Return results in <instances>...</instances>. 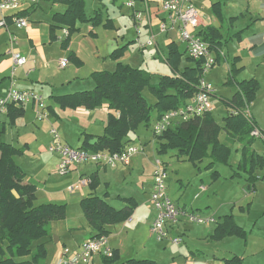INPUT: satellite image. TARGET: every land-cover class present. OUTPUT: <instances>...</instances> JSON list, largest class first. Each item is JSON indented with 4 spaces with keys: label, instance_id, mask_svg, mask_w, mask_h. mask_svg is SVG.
I'll list each match as a JSON object with an SVG mask.
<instances>
[{
    "label": "crops",
    "instance_id": "obj_1",
    "mask_svg": "<svg viewBox=\"0 0 264 264\" xmlns=\"http://www.w3.org/2000/svg\"><path fill=\"white\" fill-rule=\"evenodd\" d=\"M194 1L199 9L202 18V24L200 29L212 27L218 29L221 34L220 46L214 51H212V53L216 57V64L208 74L209 75L208 80L212 83L215 89V93L213 96L216 97V93L219 90L217 87H215L216 81L214 76H211V74L213 73L214 69L223 68L226 78L225 84L228 85L227 81L229 80L230 66L232 63H236V66L242 67L241 71L237 75V80L254 78L258 80L259 83H261L263 81L262 79H264V0H194ZM117 3L118 0H112V4L117 5ZM155 3L157 2L155 1ZM217 3H219V10L221 16H218L214 12L213 5ZM101 4L102 3H100L97 9L101 8L100 10L103 11V7L101 6ZM38 6L39 5L36 6L27 5L24 6L17 13H10L0 9V21L5 19L8 23V28L0 27V97L3 96L10 87L31 90L34 93L43 97L48 112V116L46 118L43 119L37 118V106L34 103V101H29L24 106H22L24 113L21 116H18L13 119L9 113V110L0 114V142L10 143L18 148L26 146V151L23 154L16 156H24L27 153H29V151L32 150L33 142L38 141V137L41 136L42 134L41 131L44 128L48 132V137H49L48 141L52 142L53 140L51 129L57 128V130L60 133L61 140L63 142L72 146L73 140L74 141L76 140L79 143L78 145L79 148L82 145V141L85 138L86 134L100 135L104 133L105 126L107 124L108 114L110 112L109 108L107 107V104H104L102 107L97 108L95 110H88L85 108L63 109L53 99V97L72 94L78 91L93 89L95 86V82L91 76L92 73L103 70H110V71L114 70L119 61L125 64H129L131 66H134L133 65L134 63L140 64L139 66H134V67H140L145 69L144 67H142L143 64H146L149 67L153 61L150 58V56H147L146 54L147 51L148 52L150 51L149 53L153 54L155 63L157 62L155 60L156 58H158V60L165 62L166 51H164L162 46L157 43L154 46H149L145 50H139V48L133 43L127 48L125 54L120 59L118 60L113 59L110 56L111 53L115 49L126 45L128 42H132L137 34L135 31L134 35L130 37V39H128V41L126 42H124L125 34L123 36H120L121 37L120 40L117 38L113 39L115 38L113 32H115V30L118 28L117 23L115 22L114 18L110 16V14L105 16L104 13H103L104 22L106 19H110L113 23L112 24L113 27L107 28L104 26V23L101 25L93 26L92 22H88V23L78 22L76 24L77 31L71 35L68 46H65L63 44L64 38L62 37V35H63V29L64 28L67 29V27L59 25L57 29L52 32L51 25L54 24L53 16L51 19L49 18L45 20L47 21V23L42 22L43 20L40 17L34 16L38 12L37 11ZM56 6L62 9L60 11L61 13L64 12L67 8L66 5L63 4H56ZM130 13H131L130 16L132 18V12L130 11ZM16 15L18 17L27 19L28 25L26 27H18L15 21L13 20V17ZM93 16L94 13L91 16L88 15L89 18ZM160 16L156 19L154 26H159ZM133 25H134V20H133ZM99 29H103V30L100 31ZM141 30H142L141 38L143 41H145L150 37L152 31L146 23H143ZM153 32L156 34L154 27H153ZM12 35L17 37V42L15 44H13L11 41ZM101 36H103L104 38H101ZM164 41L166 47L168 43L176 41L179 44L180 49L183 46L182 50L183 51L186 50L185 44L180 41L178 35L174 32L170 34L165 33ZM180 43H182V46H180ZM131 47L136 50L135 54L130 49ZM155 51H157V55H155L154 53ZM14 52H19L27 57L26 63L22 66L16 67V69L14 67V61L12 55ZM184 56L185 58H187L188 54L186 53ZM64 58L68 59V65L66 67H62L60 64L61 59ZM185 58L183 57V59ZM186 63L191 64V62H189L188 60H186ZM145 70L151 72L154 75L155 73L160 72L162 68L160 64L159 65L155 64L152 66V69L150 70L145 69ZM247 72H250V75L247 76L246 78L245 74ZM239 76H241V78ZM229 86L231 87V89L229 90V94L222 95L220 99L221 101L224 102V104H226L229 107L228 113L229 111L234 112V109L227 101L231 100L238 90L236 84L235 85L229 84ZM257 99H255V101L251 103L250 107L246 106L242 110L247 111L249 109V112L252 118L254 119L256 125L264 132L263 129L264 125L262 124V121H260L258 115L252 110V108L256 107ZM16 107L20 108L18 106ZM214 112L215 110H213L211 113L216 119ZM225 116L223 117V122H222L223 124L219 123L217 119L216 121L220 125H224ZM156 119H157V113H155L154 115L153 122ZM46 126L49 127V129L48 128L46 129ZM139 128L136 131L131 132L128 136L129 139L132 140L133 142L132 144H136L138 146L140 145L137 144L136 142H138V140L139 142H141ZM145 128L152 130V139H150V141H155L156 143L160 144L159 140L154 135L152 124L150 127L145 126ZM250 135L252 136V134ZM259 138H262L264 140V135L263 137H256V141ZM220 139L222 140V142H224L227 146L231 148L232 154L236 153L235 155L236 162L237 165L239 166L242 159V148L244 142L241 139H234V140L228 139L229 140L228 141L226 137V133L224 131L221 133ZM256 141L252 145V150H254L259 155H264V150L259 152L255 148ZM45 149L46 147L43 145L39 150L43 151ZM141 149L142 150L140 152H138L132 157L131 162L128 165L119 164L116 167H108L95 163H82L79 165L72 166L68 174L61 175L64 176V178H68L67 179L68 182L66 183L67 184L66 190L68 192H69L68 186L70 184L76 182L81 177L90 178L91 180L90 184L83 187L79 191L73 192L71 196L72 198H78L80 200V204L83 198L91 195H98L100 197L105 198L114 207L116 206L113 204V200L121 202V204L123 205L121 207H116L118 209L124 208L127 205H129L128 202L126 201V198H132L134 200L136 205H134L135 207H133L131 215L127 220L106 227L110 232V234L108 235L109 244L113 248L114 252L117 253L119 256L118 260L111 264H118L119 262H120L119 264H121L122 253L125 250L124 249L125 244L113 240V234L112 231L110 230L111 227H115V226L118 227V229L116 230V234H119V231H121L123 227L126 230V227H128L127 223L134 222L135 216L138 213L141 204L145 205L146 208L148 209V215H149L148 222L150 224V232H151V225L155 218L156 212L154 210V207L150 203V196L154 185V175L152 171L150 172V176L148 178V182L150 183V191L147 199H145L144 196L147 194L145 191L146 189L145 187H143L144 194L142 198H138L136 196H125V195H121V193L115 195L111 191L112 189L111 187H115L120 182L125 180V178L127 177L126 174L131 175L132 171L135 169L132 167L133 160L135 163H137L140 160L138 158L139 153L144 152V149L143 148ZM144 157L149 159V156L147 154H145ZM60 159H61L60 156L56 153L50 155L40 165L42 166V170H43L42 172H44V169L47 170L51 164H52V169L58 170ZM205 159H210V158H205ZM200 163L201 162L197 164L194 163L193 164L197 166ZM207 165H206L207 169H212L214 168L215 163L212 165V167H208ZM126 167L129 168L125 169ZM21 168L24 170V167L22 165ZM24 171L27 174L26 182L36 185L37 187L36 199H38V193L41 190L39 189V184H37V182L35 181L34 175L32 176V178H30L28 172L26 170ZM241 172L243 171L239 170L235 172L233 176L237 175L238 173L239 175H241ZM243 173L246 174L245 172ZM257 174L263 175L264 169L257 170ZM93 175H96L98 178L97 180L98 182L95 186H92ZM212 175L213 177H218L219 172L215 170L212 173ZM170 180H172V177H170V172H169L168 193L171 198L173 197L176 199V197L172 196L170 193L169 183L171 184L172 182ZM175 180L181 182L182 177L180 175H175ZM44 184L45 186H41V187L45 191H47L45 188L47 183ZM202 186L203 185H200L197 188L199 194L197 193L194 199L190 200L189 203L190 206L187 205V203L180 205L177 202V199L175 201L172 198L173 201L179 207H181L185 213L179 217L178 222L174 226H170L168 239L162 242L160 241L161 243H163L161 247L165 249L162 255H160L161 257L158 259L157 258L153 259L151 261H155L157 264H180L178 263V261H176L175 258H172L173 253L167 252V248L169 246L175 245L178 247V252L182 253L185 246L195 245V244H198L197 246L201 248L199 249L201 252L205 253L202 250H207L208 252L206 256H203L202 258H197L199 260H202L198 262L199 264H225L224 260L229 259L227 257L219 255L220 248H217V246H220L224 242L230 241L227 239L231 237L226 236L223 239H217L215 238V233L218 226L224 221L225 216L233 215V214L232 213L224 214L223 217L220 218L217 217L216 215L211 214L209 210H206L205 208H207L209 204L202 205L203 204L202 201L204 198H202L201 196H203L208 192V188L203 186L205 187V189H201ZM253 190H255V188ZM184 194L185 193L183 192L182 197L180 196L181 199L184 198ZM199 198H202V200L198 201L197 199ZM195 203L197 208H193V205ZM192 212H194L195 214H197V216L201 218H205V219L214 218V221H206L204 223L192 221L189 218V214H191ZM234 220L236 224L239 225L235 216H234ZM239 226L242 227L241 225ZM82 229L86 230V227L83 226ZM68 230L70 233V238L69 239L67 238V240L70 242V245H67L66 242L60 245L61 237L58 235V237L55 236L53 239L52 236L51 237L52 243L54 242V240L56 242H54L53 245L46 242L47 250L48 251L52 250L53 252H55L54 254L55 255L57 254L58 256L59 252L63 248L68 247L72 250H76L79 247V245L84 240L87 239L86 238L79 241L76 238L77 235L83 234V232H86L87 230L84 231L81 230V228L79 229L76 227H72ZM244 230L247 232L246 229ZM86 233L91 235V230L90 232L87 231ZM177 236L182 237V242L179 244L172 243V238ZM247 236H248V232H247ZM197 237L199 239L198 241L195 240V238ZM3 245L5 244L2 241H0V246ZM191 252L195 257V253L193 251ZM234 256H238V255H233V257ZM238 257L242 259V262L244 264L243 257L241 256ZM96 259H99L103 264H107L104 262V259L101 256H94L90 264H96ZM139 260H149V259H139ZM190 263L193 264L192 261L188 262V264Z\"/></svg>",
    "mask_w": 264,
    "mask_h": 264
},
{
    "label": "trees",
    "instance_id": "obj_2",
    "mask_svg": "<svg viewBox=\"0 0 264 264\" xmlns=\"http://www.w3.org/2000/svg\"><path fill=\"white\" fill-rule=\"evenodd\" d=\"M49 1L67 7L64 12H56L53 15L54 24L51 25L52 32L59 25L67 27L69 36L64 39L65 46H68L71 35L77 31L78 22H92L93 26L104 23L107 28L113 27L110 19L104 22L101 8L96 9L94 16L89 18L85 0ZM213 8L214 12L221 16L219 3L214 4ZM198 34L209 44L211 51L220 46L221 34L218 29L207 27L199 29ZM133 43L135 44L134 40L115 49L110 56L115 60L120 59ZM186 53L188 54L187 49L181 50L176 41L168 43L165 62L172 69V74L161 76L157 83L152 82L151 72L119 61L114 70L92 73L95 82L93 89L53 97L63 109L95 110L107 104L110 112L104 133L86 134L80 148L91 152L122 151L133 143L128 137L131 132L136 131L141 125L151 126L154 113H157L159 118L166 111L178 109L192 98L198 91L203 61L189 55L185 58ZM183 57L191 64L182 68ZM241 69L242 67L236 66V63L230 66L227 83L236 84L238 90L233 98L227 101L234 112L229 111L225 116L224 125H220L210 112L187 121L177 120L175 125L156 137L160 141L159 153L173 150L178 156L187 157L194 164L210 158L208 167H212L216 162L226 164L230 159L231 148L220 139L223 131L227 140L241 139L244 145L238 169L247 174L249 184L246 189L254 191L256 182L263 176L258 175L257 170L264 169V155L252 150L256 137L250 134L255 128H260L251 114L247 117L249 109L247 111L242 109L246 106L250 107L255 100L260 83L254 78L237 80ZM146 90L156 98V102L150 103L147 100L144 94ZM214 93L215 91L212 96ZM8 110L13 119L24 113L22 107L17 108L15 105L9 106ZM25 151L26 146L18 148L10 143L0 142V241L5 244L0 246V264H43L48 253L46 242L51 239V223L67 218L66 204L51 202L35 204L37 187L26 182V172L15 161V156ZM97 180V176L93 175L92 186L97 184ZM126 201L129 205L118 209L98 195L83 198L81 207L93 229L89 238L108 236L110 232L107 226L127 220L136 204L132 198H126ZM231 235L246 238L247 232L236 224L233 215H228L216 229L215 238L223 239ZM118 257L114 252L112 257H103V259L105 263L111 264L116 262ZM224 262L243 264L238 256L225 259ZM121 264L157 263L131 258Z\"/></svg>",
    "mask_w": 264,
    "mask_h": 264
},
{
    "label": "rangeland",
    "instance_id": "obj_3",
    "mask_svg": "<svg viewBox=\"0 0 264 264\" xmlns=\"http://www.w3.org/2000/svg\"><path fill=\"white\" fill-rule=\"evenodd\" d=\"M124 1L125 0H118L117 5H115L112 4V0H86V13L89 16L93 15L94 10L97 9L100 3H102L101 6L103 7L104 15L106 16L110 14L118 26L115 32H113L115 37L113 39L117 38L120 40V36L125 34L124 42H126L134 35L136 29H134L135 23L133 25L130 10L125 7ZM61 10L62 9L57 7L53 1L44 0L39 4L38 12L34 16L40 17L43 20L42 22L47 23L45 20L49 18L51 19L54 13L60 12ZM99 30L102 31L103 29ZM154 30L157 37L156 43L160 44L164 51H166L167 47L164 43L165 33L160 32V26H154ZM101 38L104 37L101 36ZM180 46H182V43H180ZM130 49L134 54L136 53L135 49L132 47ZM182 49L183 46L181 47V50ZM149 52L147 51L146 54L147 56H150L153 61L149 67L146 64H143L142 67L150 70L153 65L160 64L162 70L155 73L152 78V82L157 83L161 76L170 75L172 69L164 61L158 60V58L155 59L158 63H155L153 54H150ZM154 53L157 55V51ZM133 65L139 66L140 64L134 63ZM186 65V59H183L181 67L183 68ZM245 75L247 78V76L250 75V72H247ZM211 76H214L216 81L215 87L219 90L216 93V97H211V103L213 110H215L214 115L216 119L219 123L223 124V117L228 113L229 107L220 99L222 95L229 94L231 87L228 83V85L225 84L226 78L223 68L214 69ZM239 77L241 78V76ZM262 80L263 81L260 83V88L255 98H258L256 107L252 108V110L258 115L260 121H262V124L264 125V79ZM144 94L150 103L156 102V98L148 90H146ZM47 128L49 129V127L46 126V129ZM41 132L42 134L38 137V141L33 142L32 150L24 156H16L15 161L20 166L22 165L24 167V170L28 172L30 178L34 175L35 181L39 184V189L41 190L38 193V199H36L37 205L49 201H52L51 203L67 205V218L62 221H53L50 225V235L51 237L53 236V239L55 236L58 237L59 235L61 237L60 245L65 242L67 245H70V242L67 240V238H70L68 229L76 227L84 230L82 229L83 226H85L86 230L89 232L90 230L93 232V229L90 227L84 216L80 200L78 198H72L71 196L73 193L66 190L68 178L61 176L57 169H52V164L47 170L44 169V172H42V166H40L41 163L54 153L48 149L51 144V142L48 141V132L45 128ZM139 133L141 142L138 140L136 143L144 149V152L139 153L138 158L140 160L137 163L133 160L132 167L135 169L132 171L131 175L126 174L127 177L124 181L120 182L115 187H111L112 193L115 195L121 193V195L125 196L142 198L144 194L143 187H145L147 194L144 196L145 199H147L150 191V183L148 182L150 172L152 171L154 175L156 160L162 159L166 161V164L168 165V174L170 172V177H172V180H170L172 182L171 184L169 183L170 193L172 196L176 197L177 202L180 205L187 203V205L190 206V200H193L195 195L199 192L197 188L200 185H203L208 188V192L203 195L204 197L201 196L204 198L202 205L209 204L205 209L220 218H222L224 214L232 213L237 219L238 224L247 230L248 236H246V238L237 237L235 235L227 236L231 237L227 239L230 241L217 246V248H220L219 255L227 258L233 257V255L241 256L244 259V264H264V180L259 179L255 184V190L249 191L246 189L248 184L246 174L241 172V175L237 174L233 176L235 172L239 171L237 169L236 153L232 154L228 164L217 162L215 163L214 168L207 169L206 165L210 162V159H205L203 162L195 166L192 162L188 161L186 157H178L176 151L168 150L164 153H159L158 148L160 144L155 141H150V139H152V130L146 129L145 126L142 125L139 128ZM262 134L264 135L263 131ZM40 145H44L46 149L40 151L39 149L42 147ZM78 145V141L73 140L72 146L79 148ZM255 148L259 152L264 150V140L262 138L257 139ZM145 154L149 156V159L144 157ZM127 168L129 167H126L125 169ZM215 170L219 172L218 177H213L212 175ZM175 175H180L182 181L179 182L175 180ZM44 183H47L45 187L47 191L41 187L45 186ZM183 192L185 193L184 198L181 199ZM202 198L197 200L201 201ZM173 199L176 201L175 198ZM196 203L193 205V208H197ZM113 204L116 207H121L123 205L116 200H113ZM148 218V209L145 205L141 204L134 222L127 223L128 227H126V230L123 227L121 231H119V234H116L118 227H111L110 230L113 234V240L125 244V250L122 253L121 262L130 258L153 260L161 257L160 255H162L165 249L161 247L163 243L158 241L155 236H152ZM86 232L77 235V240L88 239L90 234ZM195 240L198 241V237L195 238ZM49 241L48 243L52 245L56 242L54 240L52 243V239L50 242ZM197 245L198 244L185 246L182 253L178 252L177 246H169L167 252L173 253L172 258H175L180 264H188L189 261H192L193 264H199L198 262L202 260L197 258L206 256L208 252L207 250H202L205 253L201 252L199 250L201 248ZM191 251L195 253V257ZM54 253L55 252L52 250L48 251L43 264H56L58 256ZM96 264L103 263H101L99 259H96Z\"/></svg>",
    "mask_w": 264,
    "mask_h": 264
},
{
    "label": "built area",
    "instance_id": "obj_4",
    "mask_svg": "<svg viewBox=\"0 0 264 264\" xmlns=\"http://www.w3.org/2000/svg\"><path fill=\"white\" fill-rule=\"evenodd\" d=\"M44 0H0V9L10 13H17L24 6H36ZM155 1L157 3H155ZM159 1V3H158ZM126 8L132 12V18L135 23L136 37L135 45L139 50H145L149 46L156 44V34L153 32L156 19L159 18L160 31L163 33H176L182 43L185 44L188 55L194 59L202 60V67L199 74L198 91L183 106L178 109H171L163 113L154 120L152 128L155 136L163 134L169 127L175 125L177 120L187 121L206 113L213 111L211 96L214 87L208 80V74L216 64V57L198 34L202 24L201 14L194 0H125ZM158 4V5H157ZM18 27H26L28 21L25 18L13 17ZM143 23H146L152 33L150 37L143 41L141 38ZM0 27L8 28L5 19L0 21ZM69 36L68 29H63L62 37ZM13 44L17 42V37L12 35ZM14 67L22 66L26 63L27 57L19 52L13 54ZM62 67L68 65V59H61ZM14 71V70H13ZM29 101H34L37 106V117L39 119L48 116L47 106L42 96L27 89H18L10 87L3 96L0 97V114L7 111L9 106H24ZM250 112L247 111V117ZM53 140L49 146V151L60 156L58 172L60 175H66L70 172L72 166L82 163H95L108 167H116L119 164L128 165L132 157L142 149L136 144H130L119 152H91L81 148H75L63 142L59 131L56 128L51 129ZM255 137H263L260 129L255 128L252 132ZM154 172V185L150 196V203L156 211V216L151 225V233L158 241H165L169 237L170 226H174L179 217L184 214V210L179 207L168 193V167L164 160L157 159ZM264 180V174L262 176ZM91 183L90 178L81 177L76 182L68 186L69 192L81 190ZM205 189V187H201ZM192 221L204 223L214 221V218L205 219L197 216L194 212L189 214ZM182 237L172 238V243L179 244ZM114 250L109 244L108 236L103 235L84 240L76 250L68 247L63 248L58 255L56 264H90L94 256L112 257Z\"/></svg>",
    "mask_w": 264,
    "mask_h": 264
}]
</instances>
